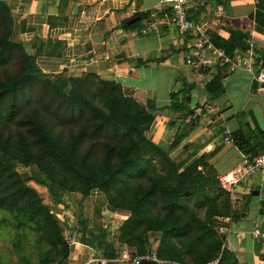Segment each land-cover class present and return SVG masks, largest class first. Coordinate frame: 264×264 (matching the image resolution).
<instances>
[{
    "label": "crops",
    "instance_id": "obj_1",
    "mask_svg": "<svg viewBox=\"0 0 264 264\" xmlns=\"http://www.w3.org/2000/svg\"><path fill=\"white\" fill-rule=\"evenodd\" d=\"M186 1L187 16L205 24L213 43L226 42L230 48L227 54L242 51L252 40L264 61V0ZM4 2L14 17L17 39L42 72L67 76L92 73L118 83L143 105L153 102L148 137L167 154L178 156L177 162L210 154L216 175L235 167L242 154L223 140V132L229 135L238 127L234 114L239 112L245 113L247 122L252 119L264 136V91L258 90L252 73L186 65L190 38L170 23L169 11L160 0ZM143 28L145 33L140 32ZM172 102L191 109L192 114L182 118L179 110L169 107ZM189 119L195 124L187 131ZM179 133L181 138L172 146ZM250 192L253 196L245 215L225 218L223 243L237 264H264V241L251 234L254 227L264 231V167L239 182L230 197L242 203Z\"/></svg>",
    "mask_w": 264,
    "mask_h": 264
},
{
    "label": "trees",
    "instance_id": "obj_2",
    "mask_svg": "<svg viewBox=\"0 0 264 264\" xmlns=\"http://www.w3.org/2000/svg\"><path fill=\"white\" fill-rule=\"evenodd\" d=\"M0 7L10 16L11 11L4 0H0ZM137 15L141 16V13ZM1 41L6 44L4 48H16L19 51L23 67L14 77L5 82L0 81V123H8L21 107L27 106L28 100L19 99L18 94L23 92V86L30 80L37 79L50 93L47 105L73 119H78L75 128H78L79 133L71 140L56 139L45 119L44 110L37 106L30 107L27 116L21 120L34 136L32 142L26 144L20 139L17 149L16 147L8 149L5 144L0 143V209L17 214L18 226L23 229L28 227L35 229L40 233L39 237L47 238V244L66 256L67 245L57 221L48 213L34 189L26 185V182L30 181L38 187L45 188L48 192V201L52 205L61 203L60 190L63 192L75 190L77 183L81 181L86 185V189L98 187L106 191L108 199H115L117 195L124 197L126 189H120V184L126 183V177L133 170L140 171L145 167L142 152H153L163 170L171 168L172 171L167 177L159 175L154 185L133 194L128 203L130 213L122 223L121 231L128 234L141 225L144 219L140 215L143 214L141 203L144 204L159 184V193L168 198L167 206L171 212V215L158 220L152 227L153 230L161 232L160 250L163 244L171 247L168 248L171 250L176 242L180 244L182 254H192L195 248H198L196 243L200 242H206L204 246L207 249L206 256L195 263L183 261L180 255L174 254L173 251L166 254L167 259L164 260L176 261L177 264H237L233 253L223 243L224 235L217 234L207 223L202 224L199 221L197 226L199 237L191 236L190 221L186 219L181 221V215L176 209H184L181 199L183 194L187 193L194 196L204 207L209 205L211 215L234 220L245 215L249 198L253 196L251 192L245 201L239 203V215L232 211L228 212L229 192L219 185L216 172L209 162L210 154H201L189 163L183 164L171 159L165 151L151 142L149 137H145L144 132L147 126L152 125L154 119L153 102L147 101L143 105L125 94L118 83L102 80L92 73L66 77L57 75L58 81L50 80L48 78L50 76L41 71L35 63L34 56L24 50L19 40L18 43H14L1 38ZM213 44L223 48L225 52L230 49L226 42L220 45ZM4 57V54H0V64L6 62V59H2ZM171 96L173 94H170ZM4 101L7 104L2 110L1 105ZM169 107L179 110L182 118L193 112L182 105H175L174 102L170 103ZM234 116L238 121V127L229 134L230 143L242 155L255 156L263 151L264 136L253 124L252 119L247 122L243 112ZM194 119H189L185 124L187 131L193 128ZM88 131L89 134H94V138L90 139V146L88 145L86 152L79 153L77 144L89 138ZM118 135L120 137L117 139L103 144L100 161L91 157V151H95L100 139ZM180 136V133L174 136L172 146L181 138ZM119 141L122 142L117 145ZM10 160L33 167L28 173H18L11 167ZM180 166L183 167L179 168ZM109 189H113L115 194H111ZM182 236L186 237V240H183ZM206 239L209 241H204ZM88 244L91 245L92 241L88 240ZM137 252L143 253L140 249ZM103 255L108 258L116 256L106 248ZM55 264L63 263L55 261Z\"/></svg>",
    "mask_w": 264,
    "mask_h": 264
},
{
    "label": "rangeland",
    "instance_id": "obj_3",
    "mask_svg": "<svg viewBox=\"0 0 264 264\" xmlns=\"http://www.w3.org/2000/svg\"><path fill=\"white\" fill-rule=\"evenodd\" d=\"M13 18L12 13L8 16V12L0 7V54H4L5 57L2 59H6L5 63L0 64V81L3 82L14 77L23 67L19 51L16 48H4L6 44L1 41V38H4L14 43L19 42L16 37ZM48 75L50 80L57 81L59 80L57 75L67 76L63 73ZM46 89L37 79L30 80L23 86V92L19 93L18 96L19 99L28 100V104L21 107L8 123H0V143L2 145L5 144L8 149L14 147L17 149L20 139L26 144L32 142L34 136L21 119L25 118L28 113L27 110L34 106L44 110L45 119L56 139L71 140L79 133L78 128H75L78 119H73L47 105L50 93ZM6 104V101L2 102V110ZM150 128L151 125L147 126L144 132L146 138H148ZM88 137L85 141L78 142L77 150L79 153L86 152L87 147L90 146L89 141L94 138V134H89L88 131ZM118 137L120 135L100 139V144L95 148V151H91V157L100 161L103 155V144ZM121 142L119 141L117 145ZM141 154L145 161V167L140 171L133 170L126 177V183L120 184V189H126L124 190V197L117 195L115 199H108L106 191L98 187L86 189V185L81 181L77 183L75 190L66 192L60 190L61 203L52 205L48 201V192L45 188L27 181L26 185L34 189L41 203L46 206L48 213L57 221L63 240L67 245V253L66 256H63L57 248L47 244L46 237H39L40 233L35 229L30 227L23 229L18 226L17 214L0 209V264H55V261H61L63 264H87L86 262L91 259L105 258L103 255L105 248L107 251L113 252L118 258L124 256L128 259L134 258L133 256L136 255L143 256L149 251L155 250L158 260L172 264L178 262L164 260L167 259L165 255L170 251L180 255L183 261L190 263H195L205 257L207 249L204 243L206 242L196 243L198 248H195L190 255L182 254L181 246L177 242L171 250L168 249L171 247L165 244L161 246L160 250L161 232L153 230L152 227L158 223V220L171 215V212L167 206L168 198H164L159 193V184L144 204L141 203L143 214L140 215L144 218L141 225L130 232L127 231L128 234L123 230L121 231V225L130 213L128 203L133 194L136 191L146 190L156 183L159 175L167 177L168 173L172 171L171 168L163 170L153 152H142ZM169 157L175 161L179 160V157H175L173 154H170ZM115 159L113 158V160ZM10 162L11 167L18 173H28L33 167L23 166L16 160H10ZM182 163L187 164L189 162ZM109 192L115 194L113 189H109ZM181 200L184 209L179 208L176 211L181 215V221L185 219L190 221L191 236L199 237L197 227L199 221L202 224L207 223L219 235L223 236L226 233L228 220L222 216L211 215L209 205L204 207L194 196L187 193L183 194ZM239 202L241 201L238 200V203H234L229 194L228 212L232 211L239 215L241 204ZM182 239L186 240V237L182 236ZM88 240L92 241L91 245L88 244ZM204 241H209V239ZM139 249L142 250V254H138ZM88 264H95V261Z\"/></svg>",
    "mask_w": 264,
    "mask_h": 264
},
{
    "label": "built area",
    "instance_id": "obj_4",
    "mask_svg": "<svg viewBox=\"0 0 264 264\" xmlns=\"http://www.w3.org/2000/svg\"><path fill=\"white\" fill-rule=\"evenodd\" d=\"M169 11V21L176 28L179 34L187 35L190 38L189 51L184 58L186 65L201 70L222 69L225 72L234 69H246L252 73V78L258 83V90L264 91V61L261 54L252 40H248L242 51L232 55L227 54L223 48L213 44L207 34L205 24L200 20L190 19L187 16L186 0H160ZM153 28V27H151ZM145 33L146 29H140ZM225 142H230L229 135L223 132ZM264 167V150L255 156L242 155L239 163L230 171L217 175L219 185L226 191L231 190L242 180L250 178ZM252 237L264 241V231L257 227L251 230ZM134 258L105 257L103 259H91L86 263L95 261V264H135L140 259H152L161 262L156 258V251L151 250L143 256Z\"/></svg>",
    "mask_w": 264,
    "mask_h": 264
},
{
    "label": "water",
    "instance_id": "obj_5",
    "mask_svg": "<svg viewBox=\"0 0 264 264\" xmlns=\"http://www.w3.org/2000/svg\"><path fill=\"white\" fill-rule=\"evenodd\" d=\"M138 17H133V18H130L128 21H127V24L135 21ZM253 193H255V191H253ZM135 264H172L171 262H156L155 260H152V259H140L139 261H137Z\"/></svg>",
    "mask_w": 264,
    "mask_h": 264
}]
</instances>
